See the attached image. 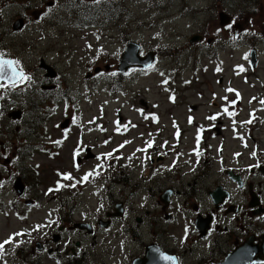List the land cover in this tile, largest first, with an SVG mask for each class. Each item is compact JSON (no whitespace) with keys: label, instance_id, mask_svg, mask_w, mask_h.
Returning <instances> with one entry per match:
<instances>
[{"label":"rangeland","instance_id":"374dc122","mask_svg":"<svg viewBox=\"0 0 264 264\" xmlns=\"http://www.w3.org/2000/svg\"><path fill=\"white\" fill-rule=\"evenodd\" d=\"M1 1L0 23L4 21L0 28L1 50L19 61V68L26 69L30 75L29 80L22 83V89L12 96L16 101L14 108L24 107L27 111L22 124L24 130L31 128L35 121L38 122L35 126L43 133L40 139L29 143L26 162L30 166L41 165L64 173L72 168L73 154L85 146H98L92 152L97 151L105 157L106 152L116 149L127 139L123 133L114 138L111 136L118 127L115 124L118 118L121 122L130 118L132 124H138V127L133 124L136 128L130 131L128 138L134 141L123 153H132L137 146L142 150L143 144L145 146L148 139L156 136L155 152L151 147L146 155H140L143 159L139 167L161 168V185L155 181H139L135 198L130 199L133 215L143 220V226L138 227L142 237L137 236L136 240L126 244L133 254L144 250L141 239L149 243L160 236V240L176 248L171 238L182 237L187 224H173L163 218L160 222L157 210L159 196L166 187L175 183L181 189L189 182L199 180L198 175L190 173L191 161L195 158L189 148H197L196 138L202 137L205 141L201 144L207 145L209 155L203 154L202 164L208 161L212 170L211 177L202 185L209 184L218 175L223 163L234 168L241 166L245 171L250 164L248 155L254 141L264 151V0H97L95 7L92 6L94 3L82 0L81 7L75 9L66 5L71 0H57L58 4L64 5L56 8L48 6L53 0H44L37 2L35 7L43 9L45 15L40 16L41 11H37L38 15L27 17L34 23L10 36L6 35L11 25L19 20L14 17L24 11L19 4L23 1ZM110 3L111 11L105 9L102 12V6ZM222 12L235 17L237 24H230L229 28L223 25L219 17ZM46 32L58 40L57 46L44 42ZM235 34L240 35L239 39ZM199 35L203 37L201 40L190 43L191 38ZM127 39L139 43L143 53L160 51L162 56L156 67L143 74L131 75L126 81L115 79L113 73L86 79L90 67L110 64L116 71ZM251 45H257L259 52L255 69L250 65L247 46ZM182 48L185 51L181 54ZM41 58L61 74L56 91L41 89L42 85L48 84L44 77L46 71L40 65ZM67 93L72 95L68 103L63 100ZM252 109H257L261 117L257 119ZM67 118L74 120L75 126L61 145L60 155L50 158L49 138L63 136L60 125ZM144 118L151 121L149 128L143 124ZM245 122L251 123L252 128L244 127ZM6 125L8 122H5L4 131H7ZM22 138L24 134L16 141ZM114 153L111 164H120L123 153ZM158 153L166 159L152 165L149 157ZM175 159L178 164L173 168L171 164ZM130 160L133 164L137 159ZM100 165L99 160L82 161L81 173ZM46 176L48 185L58 178L48 172ZM138 180L137 176V183ZM103 184L104 181L99 183L100 186ZM193 184L199 188L197 183ZM48 185L34 187L44 202L50 200L43 197ZM142 185L147 191H140ZM92 190L90 186L81 196L87 206H93L97 201L95 196L88 195ZM143 193H148L150 201L145 207H138ZM104 195L99 192L98 198ZM27 225L28 220L19 222L0 215V241ZM28 235L14 237L16 240L2 249L5 252L0 251V264H25L27 244L33 242Z\"/></svg>","mask_w":264,"mask_h":264},{"label":"flooded vegetation","instance_id":"af4514ba","mask_svg":"<svg viewBox=\"0 0 264 264\" xmlns=\"http://www.w3.org/2000/svg\"><path fill=\"white\" fill-rule=\"evenodd\" d=\"M40 1L44 0H34L25 4L19 2L24 11L16 15L14 20H23L25 26L34 23V20L27 17L38 15L37 11H41L40 16L44 15L43 9L35 7ZM79 2L82 0H72L73 7H81ZM95 4L92 6L95 7ZM59 5L57 0L48 2V6L55 8ZM230 19L231 25L237 24L235 17ZM0 24L2 28L4 21L2 20ZM57 31H60L59 28ZM11 32L9 30L8 34ZM49 35L45 33L44 42L49 46H57L58 40ZM56 74V79L59 80L61 74L58 70ZM49 83L51 85L52 81ZM15 104L14 99L9 96L5 100L4 109L10 106L11 110ZM9 112L2 111L7 113V116L2 121L3 132L0 131V208L4 214L19 222L22 219L29 221L28 237L33 242L27 244L25 264H134L136 259L146 258L149 245L158 247L155 253L156 260L165 262L160 259L161 254L171 256L174 258L171 264H227L230 255H234L237 264H242L238 258L242 251L245 252L249 264L264 258L259 252L264 251V151L257 152L247 172L239 168L240 166L232 168L223 163L218 175L212 178L209 184L202 185L212 173L210 166H206L208 164L206 161L192 173L198 175L199 180L195 179L181 189L175 183L166 187L174 189L175 195L167 202H162V195L159 196L158 221L161 222L163 218L173 224H187L183 228L182 237L171 238L175 241L176 248L169 242L160 240V237L149 243L141 239L144 250L133 254L132 248L126 244L136 240L137 236L142 237V231L138 227L143 226V220L133 215L134 209L129 206L130 199L135 198L134 193L139 181L152 179L161 185L157 170L148 169L147 174L145 171L139 174L136 170L129 173L126 171V179L121 181L119 192L113 196L110 188L106 187L105 195L99 197L103 201L98 203L97 200L90 207H81L78 202L81 189L79 187L77 190L75 185L66 189L64 185L53 184L51 191L56 194L44 202L31 187L29 174L34 172L27 174L22 163L26 161L24 159L17 161L19 152L16 139L23 134L25 127L20 121L10 119ZM5 122H8L5 126L7 131H4ZM2 166L7 167L8 173L1 168ZM152 174L153 177H150ZM18 179L25 186L23 197L14 193V184L10 191L4 190L7 185ZM193 183H197L199 188ZM157 189L160 187L157 186ZM143 190L147 191L144 185L140 186V191ZM45 191H49L47 187ZM216 191L217 194L213 195ZM8 193L14 197L9 212L6 211V205L1 202ZM149 199L148 193H143L138 207H145ZM118 207L121 211L116 210ZM2 212L0 211V214ZM146 213L149 214L148 211ZM254 249L259 251L256 252Z\"/></svg>","mask_w":264,"mask_h":264},{"label":"water","instance_id":"95a60500","mask_svg":"<svg viewBox=\"0 0 264 264\" xmlns=\"http://www.w3.org/2000/svg\"><path fill=\"white\" fill-rule=\"evenodd\" d=\"M225 17H226L225 14L220 15V19H221L223 24L228 23V20H226ZM21 28H22V24L17 23L16 29H21ZM198 40H201L200 36L194 37L191 40V42H195ZM151 58H152V55L147 56L146 58H141L139 56V46H137L136 44H133V43H129V45L126 48V51L123 53V55L121 57V63L119 66V71L123 73V72H126L130 67H134V66L148 67L151 64ZM256 63H257V59L255 56V52H253L251 54V64L253 67H255ZM42 66L45 67L46 69H48V71L50 73L51 69L48 66H46L44 64ZM49 75H51V74H48L47 76H49ZM2 81H6L8 83H11L8 80H0V82H2ZM18 81L19 80H17V82ZM67 125H68V122H66L63 125V128L67 127ZM213 195H215V194H213ZM168 196H169V192L166 193L165 197L163 198V201H167ZM152 250H153V247H150L147 249V257L144 260H142L144 262L143 263L141 262V264H156V262L153 261V258L151 256ZM160 264H163V263H160Z\"/></svg>","mask_w":264,"mask_h":264},{"label":"snow or ice","instance_id":"6c2138e0","mask_svg":"<svg viewBox=\"0 0 264 264\" xmlns=\"http://www.w3.org/2000/svg\"><path fill=\"white\" fill-rule=\"evenodd\" d=\"M229 27L231 26L229 25ZM18 64L19 61L4 59L3 54H0V80H8L14 86L17 80L22 81L24 79H27V77H25L22 72L17 71ZM0 87H6V85L0 84ZM262 103H264V101H262ZM212 119H215V117H212ZM149 146L151 145L149 144ZM90 175H92V173L86 174L82 179L86 181ZM64 178L71 179L69 175H65ZM10 241L11 238L9 240H5L3 243H0V250L3 249L4 244L10 243ZM160 259L164 261H171L174 258L171 256L161 254Z\"/></svg>","mask_w":264,"mask_h":264}]
</instances>
